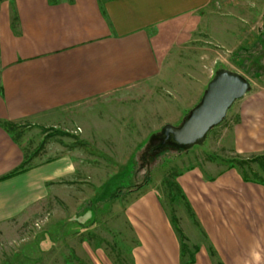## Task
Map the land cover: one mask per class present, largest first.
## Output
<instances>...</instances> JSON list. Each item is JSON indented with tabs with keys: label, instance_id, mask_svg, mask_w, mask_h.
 <instances>
[{
	"label": "crops",
	"instance_id": "obj_1",
	"mask_svg": "<svg viewBox=\"0 0 264 264\" xmlns=\"http://www.w3.org/2000/svg\"><path fill=\"white\" fill-rule=\"evenodd\" d=\"M262 44L264 0H0V228L45 199L47 188L54 193L63 181L95 171L92 160L61 145L52 159L26 157L2 123L62 127L65 108L116 101L191 63L198 81L181 100L192 109L218 70L234 72L228 59ZM192 45L197 55L185 62ZM112 118L101 122L114 130L88 125L85 137L100 133L101 146L113 149L141 140V120H126V135ZM222 121L217 148L240 159L264 157V80L250 82ZM121 134L129 144L119 143ZM211 167L189 166L176 178L202 238L187 264H264V178L249 179L236 166L209 173ZM142 190L123 198L131 263L181 264L155 193Z\"/></svg>",
	"mask_w": 264,
	"mask_h": 264
},
{
	"label": "rangeland",
	"instance_id": "obj_2",
	"mask_svg": "<svg viewBox=\"0 0 264 264\" xmlns=\"http://www.w3.org/2000/svg\"><path fill=\"white\" fill-rule=\"evenodd\" d=\"M260 46L250 53L231 57L226 66L249 83L264 80V44ZM189 50L192 55L184 51L182 59L197 55L196 45ZM193 66L191 63L188 68L185 66L186 70L173 69L168 76L115 96L116 101L103 98L79 108H65L61 110L62 127L35 129L12 123L3 126L22 143L26 157L39 155L41 160L52 159L57 145H61L67 152L77 153L76 158L83 162L86 157L92 160L95 171L90 175L78 173L74 181H63L54 192L56 195L47 188L45 199L41 198L23 215L1 227L0 264H132L134 237L123 218V198L140 188H144L142 193L145 190L155 193L179 249L185 246L189 253L196 241L202 243L176 178L189 166L212 164L209 173L236 166L247 178L262 180L264 157L240 159L217 148L218 126L223 121L203 140L181 149L169 143H174L170 136L162 137L160 129L164 125L179 126L191 109L183 104L181 94L193 93L184 90L198 81L197 68ZM111 116L125 134L132 126L126 120H141V140L135 139L130 147L113 149L101 146L100 133L85 137L88 125L114 130L101 122ZM151 132L159 133L155 138H146ZM122 134L119 143L129 144L130 140L123 139ZM105 165L107 170L101 171ZM146 179L149 182L145 184Z\"/></svg>",
	"mask_w": 264,
	"mask_h": 264
},
{
	"label": "water",
	"instance_id": "obj_3",
	"mask_svg": "<svg viewBox=\"0 0 264 264\" xmlns=\"http://www.w3.org/2000/svg\"><path fill=\"white\" fill-rule=\"evenodd\" d=\"M248 89L249 82L238 73L218 70L206 84L199 103L181 124L177 127L166 124L160 129L162 137L170 136L178 147H188L203 140L213 127L221 123L233 102L241 99Z\"/></svg>",
	"mask_w": 264,
	"mask_h": 264
},
{
	"label": "trees",
	"instance_id": "obj_4",
	"mask_svg": "<svg viewBox=\"0 0 264 264\" xmlns=\"http://www.w3.org/2000/svg\"><path fill=\"white\" fill-rule=\"evenodd\" d=\"M235 56H238V54H234L232 57H235ZM189 114V112L188 113H186V115L184 116V118L183 119H185L186 117H187V115ZM2 125V127L4 126V125H10V123H2L1 124ZM4 128V127H3ZM159 132H157V133H155V134H152V135H150L149 137H148V139L150 138V139H152V138H155L156 136H157V134H158ZM170 144H172V145H175L174 143H171V142H169ZM160 146V145H159ZM178 147V146H177ZM180 149L181 148H183V147H179ZM179 149V151L181 152V150ZM23 164H24V162H23ZM232 167V166H231ZM149 182V179H146L145 180V184L146 183H148ZM142 186V185H141ZM140 186V187H141ZM119 195H117V197H118ZM196 249H194V251H195ZM185 253V254H184ZM210 254H212V253H210ZM180 256H181V264H187V263H191L192 262V256H191V254H189L188 253V251H186L185 250V246H183L182 247V249H180ZM184 256H187V259L186 260H184ZM218 264V263H217Z\"/></svg>",
	"mask_w": 264,
	"mask_h": 264
}]
</instances>
